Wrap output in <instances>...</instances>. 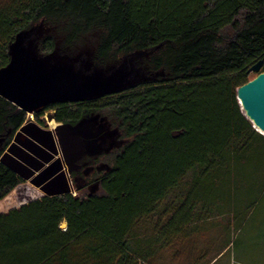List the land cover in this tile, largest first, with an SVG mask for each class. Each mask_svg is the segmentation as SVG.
I'll list each match as a JSON object with an SVG mask.
<instances>
[{"label":"trees","instance_id":"trees-1","mask_svg":"<svg viewBox=\"0 0 264 264\" xmlns=\"http://www.w3.org/2000/svg\"><path fill=\"white\" fill-rule=\"evenodd\" d=\"M40 22L48 27L41 54L90 51L99 66L132 56L162 74L113 96L45 108L72 124L106 113L127 141L97 191H50L0 212V264H143L157 242L186 240L214 217L227 219L223 250L251 218L264 248V134L236 97L254 63L263 59L264 70V0H8L0 67L16 34ZM26 116L0 96V199L22 181L1 154ZM216 240L192 264L213 260Z\"/></svg>","mask_w":264,"mask_h":264},{"label":"water","instance_id":"water-1","mask_svg":"<svg viewBox=\"0 0 264 264\" xmlns=\"http://www.w3.org/2000/svg\"><path fill=\"white\" fill-rule=\"evenodd\" d=\"M48 30L42 22L18 32L9 44V61L0 67V96L26 113L40 112L53 103L80 102L119 93L140 82L153 80L161 72L149 73L137 66L134 57L119 63L99 66L90 51L75 54L54 49L41 54L38 42ZM263 59L250 67L257 74L236 90L243 114L251 125L264 134V70ZM92 120L75 124L59 123L53 135L64 155H81L92 142L83 143L82 130Z\"/></svg>","mask_w":264,"mask_h":264},{"label":"crops","instance_id":"crops-1","mask_svg":"<svg viewBox=\"0 0 264 264\" xmlns=\"http://www.w3.org/2000/svg\"><path fill=\"white\" fill-rule=\"evenodd\" d=\"M18 138L21 139V141ZM54 144L52 130L43 129L39 121L26 116V120L17 130L11 142L1 154V157H3L6 163L12 166L20 176L26 177L27 180L35 176L37 172H40L43 176L40 181L43 182L53 174V171H48V164L50 163L48 159L51 153H55L56 151L53 148ZM13 145L17 147L16 150L18 153L13 149ZM39 182H35V184L39 185ZM40 189L41 192H43L42 195L50 191L62 192L61 190L57 191L43 186H40ZM60 228L65 229L66 227H61L60 224ZM216 228H219V235H213V232L217 230ZM223 230L222 227L213 228L210 226L209 221H206L204 226H201L199 230L193 232L186 240H177V242H174L171 246H165L160 241L157 242L152 254L143 264H192L193 260L198 259L199 254H203L207 246H209L208 249H210V245H212L210 244L211 238L209 239L210 234L217 237L215 241L216 250L214 251L218 252L215 254V258L213 260L211 259L208 264H228V262L223 259L226 250L221 248L223 241L227 237V235L225 237V230ZM223 235L225 237L224 240L222 238ZM207 257L208 255L205 256L203 261H205Z\"/></svg>","mask_w":264,"mask_h":264},{"label":"flooded vegetation","instance_id":"flooded-vegetation-1","mask_svg":"<svg viewBox=\"0 0 264 264\" xmlns=\"http://www.w3.org/2000/svg\"><path fill=\"white\" fill-rule=\"evenodd\" d=\"M115 94L118 93L107 94L101 97L113 96ZM64 103L73 105L78 102H64ZM49 105L45 106L41 110L43 111V113L39 116L41 119L39 122L43 129L53 131L55 125L51 126L48 120L49 118H54L56 120L54 115L55 109L54 108L45 109ZM47 111L50 112V117L45 119L44 113ZM83 118L84 119L90 118V120H92L91 125L92 126L94 125L92 130L91 129L92 126L87 127L86 124L85 125L86 127L82 130L83 135L81 136V139L83 143H85V146L88 145L86 144L87 142H92V146L86 147L85 149L87 151L79 156L75 154V155H66L64 157V155L60 152L59 145L54 137V143H55L54 148L56 151L55 153L52 152L53 154L51 153V156L48 159V162L50 161V163L48 164V171H53L51 177L47 178L45 181L42 182L40 181V179L43 176L40 172H37L35 176L31 177V179L29 180H27L26 177H22V181L19 182L17 185L19 186L23 185L22 188H28V189L32 187H37L40 189V186H43V187L55 189L57 191L60 190L67 191L76 196H80L84 194L89 195L99 189L101 176L111 168L112 154L117 147L108 150L105 148L108 147L110 143L112 144L116 143L117 132H118L117 135H119L118 140H120V142L124 138L121 137V132L118 130V127L116 125H114V128H112V124L115 122V120L106 113L91 112L89 115L82 117L81 119ZM35 120L38 121L37 119ZM56 122H57L56 125L59 123L72 124L69 121L56 120ZM108 134L109 136L112 135V139L110 142L109 140H107V138L109 137ZM19 140L21 141V139ZM95 142L98 144H95ZM13 149L16 150L17 147L13 145ZM31 182H33L34 184L35 182H39L40 186L39 185L35 186Z\"/></svg>","mask_w":264,"mask_h":264},{"label":"rangeland","instance_id":"rangeland-1","mask_svg":"<svg viewBox=\"0 0 264 264\" xmlns=\"http://www.w3.org/2000/svg\"><path fill=\"white\" fill-rule=\"evenodd\" d=\"M6 3H8V0H0V5H3ZM256 73L257 72H255V71L252 72L250 74V78L254 77L256 75ZM44 116H45V119H47L48 117H50V112H48V111L45 112ZM32 118L35 119L34 113H32ZM85 119L87 122L90 121V118H85ZM87 125L89 126V123ZM114 125L117 126L116 122H114L112 124V128H114ZM93 126L91 127L92 130H93ZM112 128H110V129H112ZM117 134H118V132L116 133V138H117L116 143H113V144L110 143L108 145V147H106L105 149L108 150V149H113L114 147H119L120 145L123 144V142L126 141V138L121 136L124 139H122L120 142V140H118L119 135H117ZM108 136H109V134H108ZM111 139H112V135L107 138V140H109V142L111 141ZM96 142H98V141H96ZM96 142H95V144H98ZM31 183L36 186V184H34L33 182H31ZM22 187H23V185L15 186L12 190H10V192L6 196H4L2 199H0V211L7 212L9 210V208L18 207L22 203L28 202L32 198H35L38 196L40 197V195L43 193V192H41V189H39L37 187H32L30 189L22 188ZM213 220L219 221V223L216 224L215 221H213ZM208 221L210 223V226H212L213 228L214 227H222L224 224H227V219H225V220L221 219L220 220V218H219V220H218L217 217H214L213 219L208 220ZM259 223L260 222H256L251 218L250 221L247 223L246 228H244V230L242 232H240V231L235 232V235L233 236V240L236 239V242L234 244L233 243L229 244L228 249L226 250L225 255L223 257V259L225 261H227L228 264H264L263 260H262V259H264V248H260V243L258 242V240H254V237L260 236L262 231H263V228L261 229V227H260L261 224L259 225ZM61 227H66L65 221H63L61 223ZM216 229L217 230H215L213 232V235H216V234L219 235L220 234V231H218L219 228H216ZM231 229H232V226H231ZM254 229H255V232L253 234L252 230H254ZM213 235L210 234L209 239L214 237Z\"/></svg>","mask_w":264,"mask_h":264},{"label":"bare ground","instance_id":"bare-ground-1","mask_svg":"<svg viewBox=\"0 0 264 264\" xmlns=\"http://www.w3.org/2000/svg\"><path fill=\"white\" fill-rule=\"evenodd\" d=\"M49 124L51 125V126H54V125H56V121H55V119L54 118H49Z\"/></svg>","mask_w":264,"mask_h":264},{"label":"built area","instance_id":"built-area-1","mask_svg":"<svg viewBox=\"0 0 264 264\" xmlns=\"http://www.w3.org/2000/svg\"><path fill=\"white\" fill-rule=\"evenodd\" d=\"M27 116L30 117V118H32V113H27ZM40 196H42V194ZM38 197H35V198H38ZM35 198H32V199H35Z\"/></svg>","mask_w":264,"mask_h":264}]
</instances>
